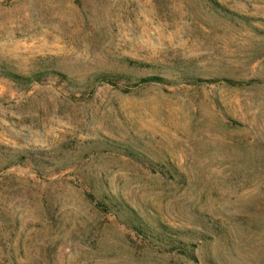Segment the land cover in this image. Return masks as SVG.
I'll list each match as a JSON object with an SVG mask.
<instances>
[{
	"label": "rangeland",
	"instance_id": "obj_1",
	"mask_svg": "<svg viewBox=\"0 0 264 264\" xmlns=\"http://www.w3.org/2000/svg\"><path fill=\"white\" fill-rule=\"evenodd\" d=\"M0 264H264V0H0Z\"/></svg>",
	"mask_w": 264,
	"mask_h": 264
},
{
	"label": "trees",
	"instance_id": "obj_2",
	"mask_svg": "<svg viewBox=\"0 0 264 264\" xmlns=\"http://www.w3.org/2000/svg\"><path fill=\"white\" fill-rule=\"evenodd\" d=\"M43 76V73H37L31 77H25L24 79L30 81V82H36V81H40L41 77ZM18 78L22 79L23 76H17ZM155 79L154 77H150V78H145L146 81H150Z\"/></svg>",
	"mask_w": 264,
	"mask_h": 264
}]
</instances>
